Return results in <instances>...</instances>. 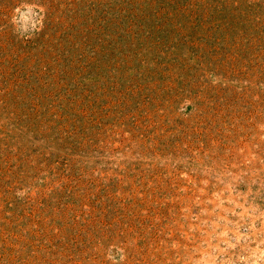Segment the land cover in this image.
<instances>
[{"label": "rangeland", "instance_id": "obj_1", "mask_svg": "<svg viewBox=\"0 0 264 264\" xmlns=\"http://www.w3.org/2000/svg\"><path fill=\"white\" fill-rule=\"evenodd\" d=\"M0 264H264V0H0Z\"/></svg>", "mask_w": 264, "mask_h": 264}]
</instances>
